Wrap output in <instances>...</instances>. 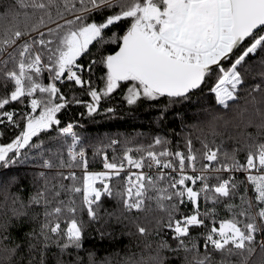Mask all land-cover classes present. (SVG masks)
<instances>
[{
	"label": "snow or ice",
	"instance_id": "snow-or-ice-1",
	"mask_svg": "<svg viewBox=\"0 0 264 264\" xmlns=\"http://www.w3.org/2000/svg\"><path fill=\"white\" fill-rule=\"evenodd\" d=\"M194 97L196 122L185 125ZM141 105L156 122L180 116L175 147L159 133L86 141L78 120L61 119L73 106L95 121ZM225 136L239 147L225 150ZM105 140L119 151L109 156ZM25 226L17 242L10 229ZM118 236L137 251L84 248ZM50 255L264 264V0L0 3V264Z\"/></svg>",
	"mask_w": 264,
	"mask_h": 264
},
{
	"label": "trees",
	"instance_id": "trees-1",
	"mask_svg": "<svg viewBox=\"0 0 264 264\" xmlns=\"http://www.w3.org/2000/svg\"><path fill=\"white\" fill-rule=\"evenodd\" d=\"M11 0H0V3H10ZM21 27L23 24L21 23ZM83 111V109L79 106H73L61 116V119L67 122L70 118L78 120L79 125L77 126V131L85 138L86 141L91 140L93 138H102L105 136H111L118 140L124 139L125 137H136L138 133H150L155 135L157 133L161 135H169L172 138V146L175 147V142L178 137L175 135L179 133L182 128V123L180 116L176 112H170L168 114V118L163 122H156V112L153 109L146 107L145 105H141L138 108L133 109L132 111H128L127 109H121L120 112L112 119H105L102 117H96L95 121L88 119L87 117L81 118L79 113ZM182 112H186L184 117V124L187 125L189 123H195V119L193 118L195 113L198 111V103L196 98H193L192 106L189 109L181 110ZM187 130V129H185ZM240 129H236L233 132V135H237L240 133ZM247 132H253L254 129L249 128L246 129ZM147 143V139L144 141ZM220 142V138H217V143ZM107 141H104V151L109 154H112L113 147H116L117 151H119V145L108 147ZM133 146V145H129ZM197 146H199L197 144ZM233 147H239V144L236 143L235 140L228 139L227 136L224 137L223 148L225 150H231ZM88 157L90 160L92 157V148L86 149ZM241 158L244 156V153L240 154ZM99 158H96L97 162L93 163L92 170H100L102 165L98 162ZM16 172L22 177L21 183L24 186H27V179H23L26 172L30 171L29 166L22 165L16 166ZM106 206L111 207V202L106 201ZM28 231V226L23 228H12L10 229L11 235L13 238L20 242L23 233ZM11 243V241H8ZM130 240L128 237L118 236V239L115 243H112L109 240H99L98 238H93L86 240L84 243L85 249L94 250L97 253L98 257H103L109 253L119 252L120 256H123L124 253L128 250L137 251L135 247V242H132V246L130 249H126V245H129ZM52 251H56L52 249ZM83 255V253H81ZM217 259L219 256L217 255ZM233 259H235L233 257ZM49 264H53L51 255L49 256ZM174 264H179V261H174Z\"/></svg>",
	"mask_w": 264,
	"mask_h": 264
}]
</instances>
